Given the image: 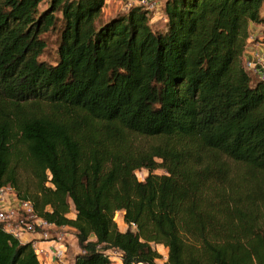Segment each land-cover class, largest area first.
<instances>
[{
  "label": "trees",
  "instance_id": "16d2710c",
  "mask_svg": "<svg viewBox=\"0 0 264 264\" xmlns=\"http://www.w3.org/2000/svg\"><path fill=\"white\" fill-rule=\"evenodd\" d=\"M105 3L0 0V186L75 228L68 264H159L153 244L264 264V80L242 61L264 0H166L162 27ZM32 243L0 222V264H41Z\"/></svg>",
  "mask_w": 264,
  "mask_h": 264
},
{
  "label": "rangeland",
  "instance_id": "374dc122",
  "mask_svg": "<svg viewBox=\"0 0 264 264\" xmlns=\"http://www.w3.org/2000/svg\"><path fill=\"white\" fill-rule=\"evenodd\" d=\"M132 0H106L103 12L105 16H111L112 14L118 12V11H125L128 6L130 5V2ZM165 1L161 0L157 4H155L154 8L150 9V19L155 24V27H162L164 25V22L166 20V13L164 10ZM53 36L49 37V44H50V50L49 55L53 54L54 58V52H55V46L53 45ZM45 58H49L47 54L44 55ZM149 139L142 138V143L149 142ZM157 173H163V170H157ZM146 170H140L137 172L140 179H144L147 176ZM19 181L23 188H28L30 190L34 189V179L33 177L28 173L24 171L19 172ZM75 212L72 207V211L70 213V216H74ZM20 219H22L24 222H18L22 224V226L27 229V225L31 224L33 226L32 229L29 230V234H37L42 239H36L37 241H44V240H51L52 238L56 237L59 233H62L65 238V246H66V253L62 261H55L51 257H44L40 256V262L41 264H68L69 262H72L75 253L80 252L81 248L79 246V242L77 243V237H76V230L73 227L67 226L66 229H59L57 227H45L36 222L34 218H32L28 213L25 211H21L20 213ZM115 222L117 223L120 230H125L127 225L125 224L123 220V211H118L115 215ZM45 246H48L47 243H40ZM153 247L156 248L162 257L158 260L159 264H162L167 261L168 259V248L163 245H156L153 244ZM108 254L110 257V264H121V254L118 250L111 249L108 250Z\"/></svg>",
  "mask_w": 264,
  "mask_h": 264
},
{
  "label": "built area",
  "instance_id": "2783aa9c",
  "mask_svg": "<svg viewBox=\"0 0 264 264\" xmlns=\"http://www.w3.org/2000/svg\"><path fill=\"white\" fill-rule=\"evenodd\" d=\"M161 0H132L131 4H142L149 9L154 8L155 4ZM163 1V0H162ZM166 1V0H164ZM263 52L259 51L257 48H252V60H247L245 63V68L252 73L258 75L259 78L264 80V38L259 41ZM21 211H25L36 222L42 226L51 228L55 225L48 223L42 218L38 217L34 211L33 204L31 201H25L18 198L15 189L10 185L0 186V222L3 223L5 229L17 236L18 238L24 237L25 234L30 233L29 230L33 228L31 224L27 225L25 229L22 224L24 221L20 219ZM18 221V222H17ZM67 227V226H62ZM32 247L40 259V256L51 257L55 261H62L66 253L65 238L62 233H59L56 237L52 238V244L50 246H45L40 244V241L32 240ZM111 250V249H109ZM116 250V249H115ZM108 252V251H107ZM120 252V251H119ZM120 254H122L120 252ZM144 264V263H137Z\"/></svg>",
  "mask_w": 264,
  "mask_h": 264
},
{
  "label": "crops",
  "instance_id": "0c3cea01",
  "mask_svg": "<svg viewBox=\"0 0 264 264\" xmlns=\"http://www.w3.org/2000/svg\"><path fill=\"white\" fill-rule=\"evenodd\" d=\"M261 26H257V25H254V24H251L250 25V30H251V34L253 36V38H255V42L252 43L251 45H249L242 57V61H243V64L245 66V63L247 60H252L253 59V56H252V51L251 49L252 48H257L259 51L263 52V48L261 47L259 41L263 38L261 36ZM54 227H57V226H54ZM59 229H66L67 227H57ZM36 239H42L40 236H38L37 234H25L24 237L20 238V240L22 242H28V241H32V240H36ZM40 241V240H38ZM41 243H47L48 246H50V244H52L51 241L49 240H42L40 241ZM77 243H78V240H77ZM79 252V251H78ZM76 252L75 255L78 253Z\"/></svg>",
  "mask_w": 264,
  "mask_h": 264
}]
</instances>
